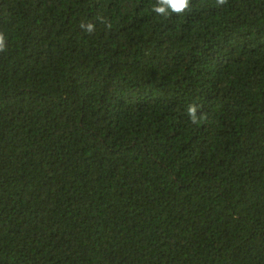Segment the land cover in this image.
I'll return each mask as SVG.
<instances>
[{
  "label": "trees",
  "instance_id": "obj_1",
  "mask_svg": "<svg viewBox=\"0 0 264 264\" xmlns=\"http://www.w3.org/2000/svg\"><path fill=\"white\" fill-rule=\"evenodd\" d=\"M157 4L0 0V264H264V0Z\"/></svg>",
  "mask_w": 264,
  "mask_h": 264
},
{
  "label": "clouds",
  "instance_id": "obj_2",
  "mask_svg": "<svg viewBox=\"0 0 264 264\" xmlns=\"http://www.w3.org/2000/svg\"><path fill=\"white\" fill-rule=\"evenodd\" d=\"M190 0H158V4L154 5V11L158 14H167V10L170 9L173 13H183L189 7ZM225 0H218V3L223 4ZM88 30L92 31V25H88ZM5 47V41L3 34H0V50ZM189 114L192 115L195 121V109L190 108Z\"/></svg>",
  "mask_w": 264,
  "mask_h": 264
}]
</instances>
